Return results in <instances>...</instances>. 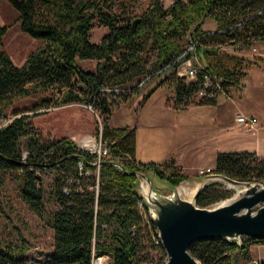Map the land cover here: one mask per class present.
<instances>
[{
    "label": "trees",
    "instance_id": "trees-1",
    "mask_svg": "<svg viewBox=\"0 0 264 264\" xmlns=\"http://www.w3.org/2000/svg\"><path fill=\"white\" fill-rule=\"evenodd\" d=\"M7 1L17 11L20 29L42 43L20 64L0 49V118L14 97L38 92L43 94L30 107L34 113L73 102L88 105L102 117L100 138L109 155L100 159L96 172L94 153L68 136L42 137L29 120L32 114L18 113L0 122V169L22 172V197L32 205L41 200L36 172L54 170L58 204L50 219L53 249L44 261L28 260L12 244H5L0 246V264H92L98 256H108V264H140L146 248L163 247L145 203L138 206L136 172L151 171L171 186L187 176L172 156L162 162L138 160L136 127L110 125L111 105L126 101L144 76L158 75L141 103L165 83L173 88L174 106H187L200 86L201 73L185 81L176 73L175 58L188 35L205 30L206 18L220 30L201 38L196 53L223 77L226 90L238 86L247 63L218 44L240 40L248 46L251 39H264V0H173L167 6L149 0L140 13L128 8L132 0ZM93 19L107 27L97 42L90 40ZM6 30L7 25L0 24V40ZM84 59L95 60L94 69L81 67L79 61ZM216 101L203 97L195 103ZM210 170L264 184V156L254 151H219ZM230 195L224 183L210 181L200 189L196 205L210 206ZM240 239V243L197 239L188 249L200 264H264L251 259L248 249L251 242L264 243V238L241 235Z\"/></svg>",
    "mask_w": 264,
    "mask_h": 264
},
{
    "label": "rangeland",
    "instance_id": "rangeland-1",
    "mask_svg": "<svg viewBox=\"0 0 264 264\" xmlns=\"http://www.w3.org/2000/svg\"><path fill=\"white\" fill-rule=\"evenodd\" d=\"M148 1L132 0L128 8L140 13ZM172 1L161 0L164 6ZM0 24L7 25V30L0 40V49L5 50L16 64L22 63L27 55L42 43L40 38L32 37L20 29L17 11L7 0H0ZM92 24L90 40L97 42L107 31V27L100 24L97 19H93ZM203 27L205 30L213 28L215 22L211 18H206ZM251 41L256 47L255 50L226 48L227 52L241 56L247 64L244 68L245 74L239 81L240 87L237 85L228 87L227 93L231 97L228 100L231 101L228 103L229 108L225 110L223 118L230 122L226 123L223 131H210L209 119L216 114L213 105H193L192 103H195L198 97L192 96L193 99L189 103L192 107H175L173 88L165 83L156 86L141 103L145 93L158 81V75L144 76L145 80L142 78V81L137 83L139 85L137 91L131 90V95L126 101L113 103L108 119L109 124H128L136 127L137 157L142 161L150 157V160L162 162L168 156H174L173 153H177L187 138L195 136L207 138L213 131H217V135L224 138V141H227L226 138L232 134L242 133L246 137V143H249L255 135L246 131V124L237 120L236 112L240 110L242 112L238 114L255 115L257 120L254 125H263L264 129V39L257 38ZM79 64L83 68L94 69L95 60L84 59L80 60ZM148 77L149 79L146 80ZM42 94L38 92L14 97L4 108L0 122L18 113H30L32 116L29 120L44 138L74 136L75 143L80 145V139L87 135L91 136L92 140L97 139L96 144L98 143L97 128L102 124V117L97 111L88 105L73 102L40 108L37 110L39 112L34 113L35 111H31L30 107L35 102H40L39 96ZM92 142H89L88 147H92ZM24 143L25 138L22 139L21 145L24 146ZM195 144L197 142L192 145V150L199 151V146L194 147ZM199 160L201 158H194V162L184 160L182 167L179 165L182 173H189L191 170L187 168H191ZM36 174L39 177L36 185L41 190V200L32 205L22 197L24 183L22 172L16 169H0V246L12 244L28 260L43 262L53 249V230L50 226V219L58 204L55 199L53 182L55 171L48 169L36 172ZM147 177L152 182L156 193L170 194L172 192L174 187L153 172L148 171ZM195 181V177L188 176L176 185L179 196L191 199ZM224 186L231 191V195L225 200L233 197L239 190V186L226 182ZM142 254L143 259L140 264H164L166 260L164 248L159 250L156 247H148L142 251ZM251 254L264 256V248L254 247ZM239 262L242 263L243 260L240 259ZM105 263H109L108 256H98L92 259V264Z\"/></svg>",
    "mask_w": 264,
    "mask_h": 264
},
{
    "label": "water",
    "instance_id": "water-1",
    "mask_svg": "<svg viewBox=\"0 0 264 264\" xmlns=\"http://www.w3.org/2000/svg\"><path fill=\"white\" fill-rule=\"evenodd\" d=\"M136 175L138 176L136 194L142 198L147 207L149 219L156 227L161 245L166 252L164 264H200L188 249L189 245L197 239L223 238L240 243L241 235H247L253 239L264 238V227H262L263 230H254L251 222L245 221V218L248 217L252 220L255 219L259 225L264 223V215L262 218L259 216L261 211H264V196H256L264 190V187L252 193L254 189L261 186L257 181H241L214 171L205 172L195 177V187L192 189L191 199H186L179 196L178 190L175 188L176 185L172 186L174 188L170 194L156 193L147 173L136 172ZM210 181L236 185L239 186V190L228 200L223 199L217 202L218 204L200 207L196 205L197 195L204 184ZM145 186L149 187V193L144 190ZM171 197L174 199L169 201ZM170 202H172L171 205H168ZM261 202L263 205L259 206ZM157 207L160 208V216L156 218L154 213L158 211ZM220 212L223 217L230 219L231 225H225V227L216 230L213 228L205 231L199 230L203 223H207L211 218H220L218 215ZM258 217L260 218L258 219ZM207 218L210 219L207 220ZM240 218L244 220L237 225L238 227H235L233 220ZM249 229L254 230L255 233L248 231Z\"/></svg>",
    "mask_w": 264,
    "mask_h": 264
},
{
    "label": "crops",
    "instance_id": "crops-1",
    "mask_svg": "<svg viewBox=\"0 0 264 264\" xmlns=\"http://www.w3.org/2000/svg\"><path fill=\"white\" fill-rule=\"evenodd\" d=\"M262 58V57H261ZM240 87V85H238ZM231 97L226 96H220L216 103L213 104L214 111H216V114L214 117L209 119L210 124V131L212 130H224V126L227 122H230L228 119L223 118L225 115V110L229 108L228 103L231 100ZM193 105H196L197 103H192ZM192 104H188L187 107H192ZM242 111H238L235 113V116ZM234 115V114H233ZM251 116L256 117L253 114H250ZM234 117V116H233ZM232 117V120L234 118ZM257 120V119H256ZM246 131H250L252 135H255V137L251 138L252 141L249 143H246V137L242 133H235L230 136H228L227 141H224V138H221L217 135V131H213L207 138H204V136H195L191 138H187L185 142L182 143V147L178 149L177 153H173L176 164L181 165L184 164V160L192 161L194 162V158H201V160L195 162V164L191 168H187L191 170L189 173L184 174L188 177H198L201 175L199 172L200 169H204L205 167L212 168L215 163V156L216 153L219 151H228V150H236V151H242V150H248V151H254L259 156H264V129L262 128L263 125H253L251 128L248 126H245ZM207 132V131H206ZM69 137V136H68ZM70 138H74V136H71ZM74 140V139H73ZM194 147L199 146L200 150L195 151L192 150V145L196 143ZM138 152V144H137V131H136V151L135 156L138 160L142 161L137 157ZM171 156V155H170ZM169 157V156H168ZM150 157H146L144 161H150ZM206 158L207 160H205ZM166 159V158H165ZM184 162V163H183ZM182 167V165H181ZM254 247L257 248H264V243H257V242H251L248 246L250 257L253 260H264L263 255H252V249Z\"/></svg>",
    "mask_w": 264,
    "mask_h": 264
},
{
    "label": "built area",
    "instance_id": "built-area-1",
    "mask_svg": "<svg viewBox=\"0 0 264 264\" xmlns=\"http://www.w3.org/2000/svg\"><path fill=\"white\" fill-rule=\"evenodd\" d=\"M205 29V28H204ZM220 29L216 30V27L213 28H207L206 30H201L198 32V35H188L186 42L183 46L182 51L179 53V55L175 58V60L178 61V66L176 68L177 75L184 76L185 81L194 80L197 78L198 74L201 73V79L199 81V88L194 92L193 96L198 97L197 99L206 97V98H218L220 96H228L227 90L224 88L222 82L223 77L220 76L217 72H214L206 67L204 62L199 58L198 54L196 53V50L198 48V45L201 44V38L207 37L211 34H214L215 32L219 31ZM218 46H222L224 50L226 48H234V49H244V48H251L252 50H255L256 47L252 43H248V46H244L243 42L240 40H235L233 43H219ZM237 120L240 122H243L248 127H252L256 122V117L254 116H247L245 114H237L236 116ZM99 133L97 134L98 137V143L96 144V140H92L91 136L85 135V137H82L80 139V145H78L80 148L86 149L91 153L95 154V159L93 163L96 165V172L98 171L99 162L102 157L108 156V148L104 142H102L100 138V130L101 125L98 128ZM92 142V147L89 146V142ZM26 151H23V157H25ZM79 169L82 168V165L78 164ZM199 172L205 173V172H212L210 170V167H205L204 169H200ZM85 173H88L86 171ZM64 192H67L66 186L62 189ZM138 206L142 208V200L138 199ZM108 264V263H105Z\"/></svg>",
    "mask_w": 264,
    "mask_h": 264
},
{
    "label": "bare ground",
    "instance_id": "bare-ground-1",
    "mask_svg": "<svg viewBox=\"0 0 264 264\" xmlns=\"http://www.w3.org/2000/svg\"><path fill=\"white\" fill-rule=\"evenodd\" d=\"M200 45V44H199ZM260 185L261 186H259V187H257L256 189H254L253 191H252V193H254L255 191H257V190H259V189H261L262 187H264L261 183H260ZM144 190L146 191V192H148L149 193V187L148 186H145L144 187ZM264 196V190H262L259 194H257L256 196ZM153 196V195H152ZM255 196V197H256ZM171 200H169V201H172L174 198L173 197H171L170 198ZM254 199V198H253ZM171 203L172 202H170V203H168V205H171ZM261 205H263V203L261 202L260 204H259V206H261ZM158 208V211H156L155 213H154V217H159L160 216V208L159 207H157ZM223 212V211H222ZM190 213V212H189ZM198 214V213H197ZM218 215H220L219 217L220 218H216V219H213V218H211V220H209L206 224L205 223H203V226H201V228H199V230H208V229H211V228H213V229H221L222 227H225V225H231L230 223V219H228V218H225V217H223L222 216V214H221V212L220 213H218ZM264 215V211H261V213H260V217L262 218V216ZM213 216V215H212ZM260 217H258V219L260 218ZM208 219H210V218H207V220ZM244 219L243 218H240V219H237V220H233L234 221V225H235V227H238L237 225H239V224H241L242 223V221H243ZM245 221H250L251 222V224L253 225V228H254V230L256 229H262L263 230V228L262 227H264V223H262V225H259L257 222H256V220L255 219H249L248 217H246L245 218ZM201 223V222H200ZM254 223H256V224H254ZM200 225V224H199ZM217 225V226H216ZM216 226V227H215ZM234 227V226H233ZM225 229V228H224ZM240 229V228H239ZM246 231H247V229H245ZM254 230H248V231H250V232H252V233H255L254 232ZM258 230V231H259ZM257 231V232H258ZM256 232V233H257ZM247 236V235H246Z\"/></svg>",
    "mask_w": 264,
    "mask_h": 264
}]
</instances>
